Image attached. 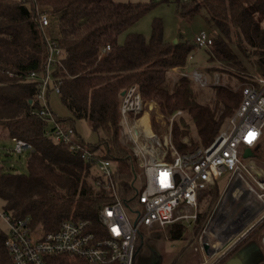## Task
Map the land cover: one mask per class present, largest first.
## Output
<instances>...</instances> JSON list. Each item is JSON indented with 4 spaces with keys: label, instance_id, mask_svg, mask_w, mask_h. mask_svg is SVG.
<instances>
[{
    "label": "trees",
    "instance_id": "16d2710c",
    "mask_svg": "<svg viewBox=\"0 0 264 264\" xmlns=\"http://www.w3.org/2000/svg\"><path fill=\"white\" fill-rule=\"evenodd\" d=\"M177 1L181 13H203L214 32L213 43L203 47L210 64L207 70L258 85V77L264 76V0ZM152 6L149 2L117 0H0V132L6 130L11 138H23L34 147L26 152L27 172H13L0 164V199L13 219L29 218L33 227L50 231L58 229L65 218H88L97 228L100 209L115 201L108 180L94 163L46 133L52 117L73 127L79 142L114 161L117 193L124 207L131 208L139 202L142 187L137 180L143 168L131 145L122 141L120 107L125 89L137 84L144 99H154L167 116L177 109L186 111L172 126V139L181 151L210 144L236 112L243 88L218 85L213 102L203 103L192 77L182 73L175 80L169 79L168 71L184 67L197 46L194 40H165L160 19L153 22L148 39L131 32L124 41L119 40L120 34ZM43 12L51 17L50 37L61 49L51 67L49 101L57 83L58 94L69 110L67 116H59L52 107L51 116L37 112L41 107L38 81L30 76L34 71L44 72L49 56L40 20ZM107 44L111 50L104 53ZM80 119L108 135L87 141L76 126ZM152 125L156 132H162L154 116ZM185 136H189V143L183 141ZM216 185L202 191L209 193L212 201L206 211L198 208L192 233L187 232L185 221L177 220L165 227H148V238L167 235L199 243L205 219L219 196ZM6 237V231L0 229V264H12ZM145 237L138 232L133 264H137ZM55 257L60 264H90L68 254ZM157 257L153 264H164L163 254ZM232 257H240L244 264H264V220L213 264H228Z\"/></svg>",
    "mask_w": 264,
    "mask_h": 264
},
{
    "label": "built area",
    "instance_id": "2783aa9c",
    "mask_svg": "<svg viewBox=\"0 0 264 264\" xmlns=\"http://www.w3.org/2000/svg\"><path fill=\"white\" fill-rule=\"evenodd\" d=\"M40 20L48 38L49 56L44 72L34 71L30 77L38 81L37 99L41 107L37 112L51 116L48 96L51 67L61 49L50 37L49 13H41ZM194 42L197 48L208 47L213 43V36L202 30L196 34ZM110 50L111 46L107 44L103 52ZM189 57L192 58L193 54ZM199 76L198 71L194 73V77L201 81L203 77ZM53 87L55 92L60 91L57 83ZM144 105L145 100L137 84L124 90L120 107L122 126L146 174V183L135 206L138 213L135 219H130L117 193L113 179L114 161L79 142L73 127L64 126L52 117L46 133L58 142L67 143L71 151L94 163L99 173L108 180L115 201L100 209L97 228L88 218L68 217L58 229L43 231L33 227L29 218L13 219L4 211L1 216L8 223L5 244L12 264H60L55 256L62 254L83 258L90 264H133L140 227H165L177 220L191 225L198 218L200 191L217 183L226 171L232 173L229 184L206 222L196 249L204 251V244L208 243L209 253L205 257L218 259L254 227L237 230L239 223H248L254 213L259 214L254 223L264 220V179L252 172L240 151L241 145L254 146L263 134L264 76L258 77V85L250 82L243 87L241 103L229 118L228 126L210 144L190 150L178 149L172 139V128L161 138L151 128L149 132L142 127L141 122H132L129 117L142 111ZM182 113L181 109L176 110L170 117L171 123ZM11 139L14 141L13 150L17 153L34 149L28 140L17 136Z\"/></svg>",
    "mask_w": 264,
    "mask_h": 264
},
{
    "label": "rangeland",
    "instance_id": "374dc122",
    "mask_svg": "<svg viewBox=\"0 0 264 264\" xmlns=\"http://www.w3.org/2000/svg\"><path fill=\"white\" fill-rule=\"evenodd\" d=\"M117 1H135V2H149L153 3V6L148 10L140 19L135 23L129 26L125 31H123L119 40L122 42L125 40L126 35L131 32L142 33L147 39L151 36L152 25L156 19L162 21L163 26V36L167 41L175 40H189L193 41L196 34L202 30L212 33L210 26L206 22L203 13H196L194 15H188L181 13L179 11L180 2L177 0H117ZM214 32L212 33L213 36ZM193 57L188 60V63L184 67H174L168 71L169 79L175 80L178 75L185 73L194 79V86L198 94V99L203 103H212L216 94V86L218 85H230L234 90L242 89L245 85L249 83L248 80L245 82H238L237 78L229 80V77L226 73H221L219 71L211 74L207 67L210 65L207 61V56L203 48H197L192 52ZM200 73L201 81L194 77L195 72ZM203 79H205L203 81ZM205 82V83H203ZM145 105L142 111L132 114L129 118L132 122L135 120L137 123L141 122L145 127L142 121V117L147 115L149 121V127L158 134L161 138L170 133V130L173 124L170 121V116L163 114L160 111L158 103L154 99H144ZM50 105L52 109L59 116H67L69 110L62 103V100L59 94L55 91L51 93L50 96ZM178 110V109H177ZM183 113L180 116L186 115V111L181 109ZM155 117L156 122L159 124V127L162 132H156L152 125V117ZM180 116L175 120H179ZM174 120V121H175ZM229 119L227 118L221 127L220 131L228 126ZM78 131L85 137L87 141L93 142L98 139L99 136H107L108 133L104 130H94L91 127V124L88 120L80 119L76 123ZM146 128V127H145ZM191 129L194 130V125L191 124ZM1 133V132H0ZM220 133V132H219ZM2 134V135H1ZM0 134V164L3 165L4 169L13 171V172H27V154L26 152L17 153L13 150L14 141L9 135H7L6 130ZM122 141L124 143H129L130 140L127 138L124 133V128H121ZM183 141L186 143L190 142L189 136H185ZM244 146H240V151L243 153ZM258 157H260L258 155ZM245 158V157H244ZM251 157H246L245 161L249 164ZM252 172L259 175L262 179L264 178L263 173L259 172L258 169L252 168ZM231 171H226L220 180L217 181L216 188L218 189L217 202L213 201L212 208L210 213L207 215L205 222L208 221L210 215L214 208L216 207L218 201H220L223 196L231 177ZM146 183V174L143 169L140 170V175L137 180V185L143 187ZM207 189L206 191H209ZM203 191V190H202ZM199 210L206 211L210 202L212 201V196L207 192L206 194H201ZM216 203V204H215ZM229 204V203H228ZM227 204V206H228ZM135 210V211H133ZM137 207H126V212L131 220H134L138 215L136 213ZM4 210V202L0 199V229L7 231L8 223L1 216ZM188 225L187 232L192 233L194 231L195 222H192L191 225ZM40 228V227H38ZM145 234V243L138 255L137 264H153L157 259L158 254H163L164 264H213L217 259L215 257L210 258L204 257L203 252L200 248L196 249L199 245L198 241L191 240L188 238L172 239L167 235L162 238H153L149 239V228L145 225L140 227V230Z\"/></svg>",
    "mask_w": 264,
    "mask_h": 264
},
{
    "label": "crops",
    "instance_id": "0c3cea01",
    "mask_svg": "<svg viewBox=\"0 0 264 264\" xmlns=\"http://www.w3.org/2000/svg\"><path fill=\"white\" fill-rule=\"evenodd\" d=\"M148 123H149V121H148ZM252 149L254 151V155L251 156L249 164L252 166V168L258 169L259 172L261 171V173H263V175H264V130H263V134H262L261 139L259 140L258 143H256L254 146H252ZM258 155L260 157H258ZM254 215H255V213L253 214V217H254ZM255 216H256L255 218H253L251 216L252 218L248 221V223H239L237 230H241V229L248 228V227L255 225L256 223H254V221H256L259 214L258 215L256 214ZM226 233L227 232H225V234ZM202 252H203V256L205 257V254L209 253V248L207 250L204 249V251H202Z\"/></svg>",
    "mask_w": 264,
    "mask_h": 264
},
{
    "label": "water",
    "instance_id": "95a60500",
    "mask_svg": "<svg viewBox=\"0 0 264 264\" xmlns=\"http://www.w3.org/2000/svg\"><path fill=\"white\" fill-rule=\"evenodd\" d=\"M176 41L177 40H175V42ZM122 94H124V91L122 92ZM253 155H254V151H253L252 147H250V146L245 147L244 152H243V156L246 158V157H251ZM204 248H205V250H207L209 248V244L205 243ZM228 264H244V262L240 257H232L228 260Z\"/></svg>",
    "mask_w": 264,
    "mask_h": 264
},
{
    "label": "bare ground",
    "instance_id": "6f19581e",
    "mask_svg": "<svg viewBox=\"0 0 264 264\" xmlns=\"http://www.w3.org/2000/svg\"><path fill=\"white\" fill-rule=\"evenodd\" d=\"M142 121H143V123L145 124V127L147 128V130L150 132V127H149V123H148V117H147V115H144V116L142 117Z\"/></svg>",
    "mask_w": 264,
    "mask_h": 264
},
{
    "label": "flooded vegetation",
    "instance_id": "af4514ba",
    "mask_svg": "<svg viewBox=\"0 0 264 264\" xmlns=\"http://www.w3.org/2000/svg\"><path fill=\"white\" fill-rule=\"evenodd\" d=\"M261 222H262V221H261ZM257 224H258V223H257ZM257 224H255L254 227H253L252 229H254V228L256 227Z\"/></svg>",
    "mask_w": 264,
    "mask_h": 264
}]
</instances>
